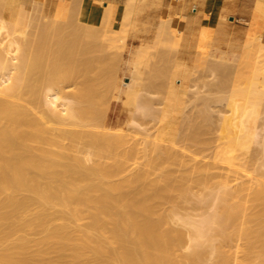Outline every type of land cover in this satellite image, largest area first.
Here are the masks:
<instances>
[{
  "label": "bare ground",
  "instance_id": "6f19581e",
  "mask_svg": "<svg viewBox=\"0 0 264 264\" xmlns=\"http://www.w3.org/2000/svg\"><path fill=\"white\" fill-rule=\"evenodd\" d=\"M52 2L0 0V264H264V171L251 165L264 148V131L258 130L264 116L257 121L264 109L249 104L253 95L264 98V58L255 56L264 49V18L258 19L264 0L254 2L252 25L244 23L246 52L239 70L232 66L235 55L221 50L233 37L222 0ZM26 14L32 16L23 23ZM210 24L218 47L207 55L216 57L212 61L219 62L224 79L211 62L210 74L217 68L214 75L222 78L209 88L225 90L229 73L247 81L239 89L245 90L241 106L243 98L233 106L227 95L217 96L232 104L229 114L235 118V129L228 110L218 118L217 130L228 122L223 128L235 132L228 135L220 127L228 135L221 144L229 145L224 150L219 144L224 152L211 150L216 157L220 150L214 159L223 154L224 161L231 146L234 154L219 168L225 175L210 169L212 154L200 162L194 153L186 157L159 142L173 144L178 121L189 118L180 117L188 93L194 92L192 102L214 96L190 88L197 77L191 65L202 53L200 36ZM195 66L201 69L199 62ZM157 93L163 104L158 126L167 131L149 147L143 138L109 126L112 105L127 107L133 122L131 113L147 115L150 109L146 94ZM98 104L104 110L97 111ZM203 112L192 113L201 119ZM191 127L177 139L196 153L216 139V132L211 137L207 131L206 141L201 127ZM207 145L203 151L213 147ZM214 172L219 181H211ZM191 196L194 206L202 202L211 210L181 212ZM36 232L42 235L32 236Z\"/></svg>",
  "mask_w": 264,
  "mask_h": 264
},
{
  "label": "rangeland",
  "instance_id": "374dc122",
  "mask_svg": "<svg viewBox=\"0 0 264 264\" xmlns=\"http://www.w3.org/2000/svg\"><path fill=\"white\" fill-rule=\"evenodd\" d=\"M57 0H55V2H56ZM242 2V0H222V4L223 5H225L226 6V13H227V19H226V23H227V30L230 32V33H232L233 34V37H230V38H227V40H225V42H223V44H222V47H221V50L224 52V53H233L235 56H234V60H233V62H232V66H233V68L235 69V70H239L240 68H242L243 66H244V59H243V57H244V54H245V52H246V45H245V38L243 37V36H241L242 35V32L244 31L243 30V28L246 26V24H244V23H246V21H247V24L249 23V24H251L252 25V21L253 20H255L254 19V17H255V15H254V17H253V14L252 13H254V12H256V14H257V12L258 11H255V9L252 7V8H249V10L251 11V16H250V18H249V20H247L245 17H243L242 16V13L239 11V6H241V2ZM55 2H52V7L53 6H55L54 4H55ZM225 2V3H224ZM254 2H255V0H254ZM253 6H254V4H253ZM263 10H264V8H263ZM262 10V12L261 13H259V15H258V19L260 18V20L262 19V18H264L263 17V13H264V11ZM255 14V13H254ZM31 16L32 15H29V14H26L25 15V18H24V21H23V23H26L27 21H29V19L31 18ZM232 20V21H231ZM241 20V21H240ZM228 21H230V22H228ZM245 21V22H244ZM157 22V17H154V20H153V24L154 23H156ZM241 22V23H240ZM252 22V23H251ZM22 23V24H23ZM209 27L210 28H207L208 30V32H203V34H201V36H200V43H201V46H203V47H201L200 48V50H201V52L202 53H200L199 55H197L196 56V58H198L197 60H199L198 62H199V69L200 70H198L197 68H198V66L196 67L195 66V64H197L198 62H193V61H197V60H189V63H191L192 64V62L194 63L193 65H191L192 67H193V69H194V77L195 76H197V77H195L193 80H192V83H191V85H193V87L191 86L190 88H194V90L193 91H195L196 92V90H198L197 92L198 93H200V95H205V96H208V95H211L210 93H212L214 96L212 97V99L213 98H215V99H217L218 101H216V100H211L210 101V96H209V98L208 99H206V100H208V101H206V100H200V99H195L193 102H192V100L195 98V97H192V96H194V92L192 93L191 91H192V89H190L189 88V92H191V94L190 93H188V96L186 97L187 99H185L186 101H185V106H186V104H187V106L188 107H186V108H188L189 110H187V109H185V106L183 105V110H185L186 112H184V113H182L183 112V110H181V113H182V116L180 115V113L178 114V119H179V115H180V117H181V120L183 121V120H185V118L184 117H189L190 118V122H196L195 124H193V123H191V124H189L190 122L188 121V119L189 118H187V120L185 121V123H183V122H181L180 120L178 121L179 122V125H178V127H176V129H174V130H177V128H178V130H180V131H175V133H177V134H175L174 135V143L173 144H170V143H167V142H162V141H159L162 145H168V146H171V147H173V149L174 150H176V151H178V152H180V153H182L183 155H185L186 157L187 156H189V155H191L192 153H194L195 154V157H196V159H198L200 162H208V160L210 161V157L211 156H213V159L217 156V154H216V152H217V150L216 149H214V147L215 146H218V147H220L219 146V144H221V142L223 141V142H225V140L227 141V136L229 135V133L231 134V132H232V130L231 129H229V130H226L227 128H229L228 126H230V125H232V124H234L233 122H235V120L233 121V119H235L233 116L234 115H232V117L233 118H231L230 116H231V114L233 113L232 112V108H230V106L232 107V104L233 103H235L236 102V100L237 99H240V98H243V99H240V100H242V101H240V100H238V106L240 105H242L243 103L242 102H244V96H239V95H243V94H241V93H243L242 91H244L245 92V90H240L239 91V89L240 88H242V89H245V86L247 85V81L246 80H241V78L239 77V75L237 74H232V73H229V74H226L225 75V80L224 81H226L225 83L228 85V86H226L225 85V90H228V91H226L225 92V90H223V91H220L221 89H223V87H221V89H219L217 86V89L216 88H213V89H210L209 88V84L211 85V83H213V82H218V81H220V79L224 76V74L222 73L221 74V72H220V69H221V65L220 64H218L219 62H217V61H212L213 59H215L216 57H214L213 55H210V56H208L207 54H208V52L209 51H211L212 49H214V48H217L218 47V44H216V43H214V42H212L211 41V36H212V32H211V29H212V25L210 24L209 25ZM232 30V31H231ZM210 31V32H209ZM255 56L256 57H259V59H262V58H264V49L263 50H261V51H259V52H257L256 54H255ZM203 57V58H202ZM200 58H201V60H203L204 62H205V64H203V61H201L200 60ZM208 58H210V59H208ZM206 59H208V60H206ZM202 62V64H201V62ZM207 62V63H206ZM209 62V63H208ZM213 64H212V63ZM262 62H264V61H262ZM214 63H215V65H214ZM208 64V65H207ZM209 64H212L213 65V67L214 66H218V69H219V71H217V72H220V75L222 76V77H220V75L218 74V76H215L214 75V72H215V74H217V72L215 71L217 68H213V72H212V74H210V68H209ZM203 65H205V67L206 68H208V70H209V72L206 70V71H204L205 69H203L202 67H204ZM195 66V67H194ZM117 68V67H116ZM96 69H97V67H96ZM217 69V70H218ZM195 70H197V71H200V72H197V73H199V74H197L196 72H195ZM203 74V77H201L200 76V74ZM201 74V75H202ZM209 74V77L208 76H204V75H208ZM230 74H232V75H230ZM212 75H214L213 76V79H211L210 80V78H212ZM232 76V78L231 79H233V80H228V79H230V76ZM241 77H243V75L241 76ZM219 79V80H216V79ZM226 78H228V79H226ZM238 78H240V79H238ZM197 79V80H196ZM223 79H224V77H223ZM207 80H208V82H207ZM195 81V82H194ZM199 81V82H198ZM223 81V82H224ZM237 82V83H235V82ZM197 82V83H196ZM222 82V83H223ZM229 84H228V83ZM231 82L233 83L232 85H231ZM193 83H195L196 84V86L193 84ZM203 84V85H201V84ZM234 83L236 84V85H234ZM240 84V85H238V87H237V84ZM198 84V85H197ZM205 84V85H204ZM208 84V85H207ZM223 85V84H222ZM230 85V86H229ZM234 85V86H233ZM212 86V85H211ZM210 86V87H211ZM215 86V85H214ZM221 86V85H220ZM195 87H196V89H195ZM198 87V88H197ZM228 87V88H227ZM229 87H231V89L229 88ZM234 87V88H233ZM201 91H200V90ZM219 89V90H218ZM191 90V91H190ZM211 90V91H210ZM214 90V91H213ZM217 90L219 91V95H218V93H217ZM238 90V91H237ZM213 91V92H212ZM216 91V93H214ZM223 92V93H222ZM236 92H237V94H236ZM239 92V93H238ZM209 93V94H208ZM234 93V94H233ZM160 94V93H159ZM229 94H230V96H229ZM147 95V97L148 98H150V102H151V104L153 105V106H151V104H150V113H149V110H148V112L146 113L147 115H145V114H139V113H137V112H133V113H131L132 115V120H133V122L131 121L130 122V118H128V115L130 114L129 113V111L127 110V107L125 108V106H123V108H122V105L119 103V104H117V105H112V107L110 108V112H112V114H110V119H109V121H108V124H109V126H111L114 130L116 129V128H121V131L120 132H124V133H126V134H128L127 132H129V134H131V135H133V136H131V137H140L141 138V140H142V138H143V142L144 143H146V145L149 147L151 144H152V142L153 141H157V136L159 135V132L160 131H167V129H162L160 126H161V123H160V118L158 119V118H156V117H160V109H161V107H162V102H161V99H159L158 97H160V95L158 96V93L157 94H146ZM221 95H224L225 97H226V95H227V99L229 98V100H233V102L231 101L230 103H232V104H229L228 105V107L230 108H228L227 106H226V103L228 104V102L226 101V100H224V96L223 97H217V96H221ZM233 95V96H232ZM236 95H237V97H236ZM191 96V97H190ZM229 96V97H228ZM190 97V98H189ZM255 97L257 98V96H254L253 95V97H251L252 98V100H251V102L249 103V99H248V103L249 104H251L252 105V103H254L253 104V109H255V110H257V109H259V108H261V109H259V110H263L264 109V98L263 99H259V98H262V97H260L259 96V98L258 99H255ZM264 97V96H263ZM193 98V99H192ZM235 98H237L236 100H234ZM159 99V100H158ZM188 99L189 100H191V101H189L188 102ZM152 100V101H151ZM158 100V101H157ZM228 100V101H229ZM159 101L161 102V104L159 103ZM196 101V102H195ZM198 101V102H197ZM205 101V102H204ZM210 101V102H209ZM235 101V102H234ZM239 101H240V103H239ZM153 102V103H152ZM154 102H156V103H154ZM201 103V104H200ZM205 103V104H204ZM210 105H209V104ZM247 103V104H248ZM190 106H189V105ZM197 104V105H196ZM200 104V105H199ZM99 106H98V108L100 107V109H97V111L98 110H104V107H103V105H100V104H98ZM191 105H192V107H191ZM199 105V106H198ZM204 105V106H203ZM206 105V106H205ZM203 108V109H199V108H201V107ZM233 106H235V104H233ZM103 107V108H102ZM155 107V108H154ZM159 107V108H158ZM197 107V108H196ZM199 107V108H198ZM207 108V111H205L206 110V108ZM102 108V109H101ZM194 108V109H193ZM212 110H211V109ZM196 109H199V110H196ZM217 109V110H216ZM226 109V110H225ZM202 111V110H204V112H207V116L209 117H207L206 115L205 116H201L202 118L200 119V114L198 115L197 113H192V112H197V111ZM223 110V111H222ZM228 110V111H227ZM229 110H230V112H232L231 114H229L230 112H229ZM190 111H191V113H190ZM213 111V112H212ZM215 111V112H214ZM218 111V112H217ZM225 111H227V115H229V119L230 120H228V119H226V120H228V121H230L229 123H231L230 125L228 124V122H226L227 124H220V126H219V129L218 130H220L221 131V133L217 130V127H218V122L220 121L219 119L221 118L220 116H222L223 114V116H226V114H225ZM258 111V110H257ZM123 112L125 113V114H123ZM154 114H153V113ZM204 112H203V114H204ZM101 113L103 114V112H99L98 113V115H101ZM120 113V114H119ZM152 113V114H151ZM188 113H190L189 115H188ZM198 113H200V112H198ZM210 113V114H209ZM221 113V114H220ZM193 114H194V116H199V119L200 120H203L202 121V123L203 124H200L198 121H200L198 118H195V119H192V117L194 118V116H193ZM202 114V115H203ZM154 115H156L155 117H154ZM190 115L192 116V117H190ZM211 116V117H210ZM214 116V117H213ZM219 116V117H218ZM264 115H263V113H261V114H259V117H258V122H263V119H261L262 117H263ZM100 117V116H99ZM207 117V118H206ZM216 117V118H215ZM228 117V116H227ZM219 118V119H218ZM197 119V120H196ZM204 119H206V120H204ZM209 119V120H208ZM217 122V124H216V122L214 121V120ZM138 120V121H137ZM210 120H211V123H210ZM219 120V121H218ZM231 120L233 121V122H231ZM101 121H102V119L99 121L100 122V124H99V122H98V124L99 125H101ZM204 121H206V122H204ZM212 121H213V123H212ZM125 122H126V124H125ZM158 122V123H157ZM177 122V123H178ZM188 122V124L190 125V126H192L191 128H192V130L193 131H197V129L199 128V127H201V128H199L200 129V132H201V130L202 131H204V134L205 135H207L206 136V141H207V137H210L209 136V134L211 135V137H212V134H214L215 132V135H214V137H212L213 139L216 137V139H214V140H212V142L214 141V143H216V144H212V142L211 143H209V142H207L208 144H211V145H207V144H204L203 146H204V148L203 149H205V146L207 145L208 147H210V146H213V147H210L209 149H207L206 148V150H204V151H206V152H204L203 151V149H201L202 151H199V152H197L196 153V151H195V149H194V146L193 147H191V145H189L186 141H184V142H181L180 140H182L181 138H182V136H181V134L183 133H185V129L188 127L189 128V125L186 127V126H184V130H183V124L185 125L186 123ZM104 123V122H103ZM102 123V124H103ZM176 123V124H177ZM180 123H182L181 125H180ZM198 123V124H197ZM205 123V124H204ZM221 123V122H220ZM260 123H258V124H260ZM126 126H125V125ZM160 124V126H158ZM207 124V125H206ZM203 125H205V126H209L210 127V129H208L207 127L206 128H204L203 127ZM222 125V126H221ZM224 125V126H223ZM226 125H228L227 126V128H223V127H225ZM129 126V127H128ZM177 126V125H176ZM182 128H181V127ZM259 126V125H258ZM195 127L197 128V129H195ZM203 127V128H202ZM220 127H222L223 129H225L226 130V134H228V135H222V128H220ZM233 127V129H235V127H234V125H232L230 128H232ZM97 128H99V126L97 127ZM127 129V130H126ZM162 129V130H161ZM198 129V130H199ZM261 129H263V130H261ZM157 130H158V132H157ZM181 130H182V133H180L181 132ZM187 131L186 132H192V131H190L189 129H186ZM213 130V131H212ZM258 130H259V132L260 133H263V131H264V128H261V126L260 127H258ZM261 130V131H260ZM116 131V130H115ZM117 131H119V130H117ZM135 131H136V133H135ZM184 131V132H183ZM195 131V132H196ZM208 131V133L209 134H207L206 132ZM228 131H231V132H228ZM234 132H235V130H233ZM174 132V131H173ZM214 132V133H213ZM218 132V133H217ZM234 132H232V134L234 135ZM141 133V134H140ZM243 133V132H242ZM182 134V135H183ZM217 134V135H216ZM218 134L220 135L221 134V136H223V137H220L219 139H220V141L219 140H217V136H218ZM243 134H245V133H243ZM243 134H240V135H243ZM203 135V134H202ZM246 135V134H245ZM178 136H180V138L178 137ZM136 137V138H137ZM177 137H178V139H180V140H178L177 139ZM210 137V138H211ZM224 137H225V139H224ZM227 137V138H226ZM233 137V136H232ZM231 137V138H232ZM246 137L248 138V136L246 135ZM145 138V139H144ZM205 138V137H204ZM210 138H208V139H210ZM230 138V137H229ZM230 138V139H231ZM138 139V138H137ZM177 139V140H176ZM223 139V140H222ZM233 139V138H232ZM231 139V140H232ZM140 140V141H141ZM184 140V139H183ZM222 140V141H221ZM229 140V139H228ZM132 141V140H131ZM211 141V140H210ZM232 142V141H231ZM231 142H227V143H230V145H231ZM184 143H186V144H184ZM226 143V142H225ZM221 144L222 145V147L224 146H226V145H229V144ZM218 144V145H217ZM186 147H185V146ZM176 146V147H175ZM255 146H258L259 148H260V145H258V144H256ZM217 147V148H218ZM222 147H220L221 148V150H222V152H224V150H226L224 147V150L222 149ZM176 148V149H175ZM213 148V149H212ZM219 148V149H220ZM226 148H228L229 150H228V153H227V160L226 159H224V161H221L222 160V158L224 157V155L222 154V158L220 157V159L221 160H217V159H219V156H221V151L219 152L218 151V157H216L217 159H214V161H212V157H211V161H210V163L211 162H213L212 164H213V166L210 168V169H214V167H217V173L216 172H214V174L216 175H220V174H222L221 172H223V171H221V169L223 168V167H225V166H227V163H228V156L230 155V154H234L233 152H230V148H231V146H230V148L229 147H226ZM208 150L209 151H213V150H216V152H215V154L211 151V153L209 152V153H207L208 152ZM264 148L262 149V151H261V154H262V156H261V159H260V157H259V159H256V160H254L255 161V163H254V161H252L250 164L253 166H257L258 168L260 167V168H263V169H261L262 171H264V165H262L261 166V164H263L262 162L264 161L263 159H264ZM200 152H202V153H200ZM236 152V151H235ZM263 152V153H262ZM206 154V155H205ZM207 154H209L208 156H207ZM210 154H212L211 156H210ZM214 154V155H213ZM220 154V155H219ZM202 155H204V156H202ZM202 156V157H201ZM207 157H209V158H207ZM200 158H202L201 160H200ZM207 159V160H206ZM197 160V161H198ZM215 160L217 161V163L215 162ZM258 160H259V162H258ZM226 161V162H225ZM260 161H261V163H260ZM214 162H215V164H214ZM222 162H224V163H222ZM257 162V163H256ZM259 163V164H258ZM218 164H225V165H218ZM248 165H249V163H247ZM246 165V164H245ZM253 166V167H254ZM221 167V169H219ZM249 167V166H248ZM256 167V168H257ZM175 168H177V169H182V166L180 167V166H175ZM185 167H183V169H184ZM251 168V167H250ZM255 168V167H254ZM259 168V169H260ZM213 169H212V171H213ZM219 170L221 171L220 172V174H219ZM225 172H226V170L225 169H223ZM210 171V170H209ZM214 171H215V169H214ZM154 172H157V170H155ZM211 172V171H210ZM225 172H223V174L225 175ZM212 173V172H211ZM213 174V175H214ZM222 174V175H223ZM214 176V177H216L217 178V180H215L216 178H214V180L212 179L211 181L212 182H214V181H219L220 179H221V176H220V179H219V176ZM236 184V182L235 181H232V182H230V184H229V186L231 187V186H234ZM194 190H196V189H194ZM209 189H207V188H203V192H207ZM214 192V191H213ZM188 196H190V195H188ZM192 199H195V198H193L192 196H191V198L189 199H185V200H183L182 201V205H183V207H184V209L183 208H181L180 209V211L181 212H184L185 210H187L189 213H193L194 215H196L197 213H199L200 214V212L202 211V213L204 212V211H206V209H207V211H210L211 209L208 207H206V209H203V206L205 205H203V203L202 202H200V203H197V205H198V208H197V210H196V207H197V205H193V201H192ZM193 205V206H192ZM203 205V206H202ZM202 207V208H199V207ZM194 207H195V210H194ZM193 209V210H192ZM184 210V211H183ZM192 210V211H191ZM187 211H185V212H187ZM197 212V213H196ZM195 219L196 218H198L199 216H193ZM40 235H42V233H40V232H36L35 234H33L32 236H34V237H39Z\"/></svg>",
  "mask_w": 264,
  "mask_h": 264
},
{
  "label": "crops",
  "instance_id": "0c3cea01",
  "mask_svg": "<svg viewBox=\"0 0 264 264\" xmlns=\"http://www.w3.org/2000/svg\"><path fill=\"white\" fill-rule=\"evenodd\" d=\"M241 2V1H240ZM254 0H242L241 6H239V11L242 13V16L249 20L251 16V11L249 8H252Z\"/></svg>",
  "mask_w": 264,
  "mask_h": 264
}]
</instances>
